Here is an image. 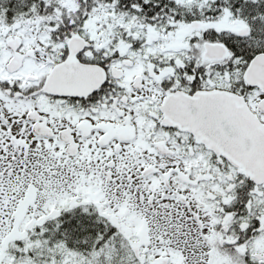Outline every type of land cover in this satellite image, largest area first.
<instances>
[{"label":"snow or ice","instance_id":"1","mask_svg":"<svg viewBox=\"0 0 264 264\" xmlns=\"http://www.w3.org/2000/svg\"><path fill=\"white\" fill-rule=\"evenodd\" d=\"M0 264H264V0H0Z\"/></svg>","mask_w":264,"mask_h":264}]
</instances>
